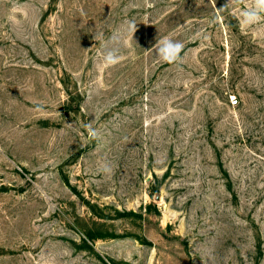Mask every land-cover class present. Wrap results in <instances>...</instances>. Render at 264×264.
Listing matches in <instances>:
<instances>
[{
    "label": "rangeland",
    "instance_id": "rangeland-1",
    "mask_svg": "<svg viewBox=\"0 0 264 264\" xmlns=\"http://www.w3.org/2000/svg\"><path fill=\"white\" fill-rule=\"evenodd\" d=\"M253 6L0 0V264H264Z\"/></svg>",
    "mask_w": 264,
    "mask_h": 264
},
{
    "label": "clouds",
    "instance_id": "clouds-1",
    "mask_svg": "<svg viewBox=\"0 0 264 264\" xmlns=\"http://www.w3.org/2000/svg\"><path fill=\"white\" fill-rule=\"evenodd\" d=\"M261 13H264V0H254V6L241 13L243 17L242 23L245 25L257 23L261 19ZM130 30L132 34L137 30L134 22L130 23ZM113 39H115V37ZM154 47L157 49L158 55L163 61L175 63L181 59L180 53L183 50L184 45L182 42L165 37L158 41ZM121 59L122 57L118 54V49L116 48L106 49L103 54V64L106 67L117 65L121 62ZM85 127L87 128L88 135L91 139H99V132L92 127L91 123L85 125ZM104 171L110 172V166L105 165Z\"/></svg>",
    "mask_w": 264,
    "mask_h": 264
},
{
    "label": "built area",
    "instance_id": "built-area-1",
    "mask_svg": "<svg viewBox=\"0 0 264 264\" xmlns=\"http://www.w3.org/2000/svg\"><path fill=\"white\" fill-rule=\"evenodd\" d=\"M231 103H232L233 106L238 105V100L236 99V97H232Z\"/></svg>",
    "mask_w": 264,
    "mask_h": 264
}]
</instances>
